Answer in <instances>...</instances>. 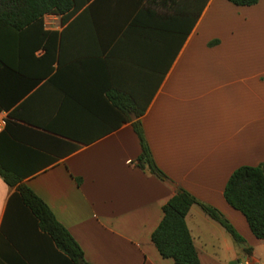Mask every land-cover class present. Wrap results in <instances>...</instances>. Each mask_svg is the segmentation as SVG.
Here are the masks:
<instances>
[{
  "label": "crops",
  "instance_id": "crops-1",
  "mask_svg": "<svg viewBox=\"0 0 264 264\" xmlns=\"http://www.w3.org/2000/svg\"><path fill=\"white\" fill-rule=\"evenodd\" d=\"M46 17L63 35L57 60L15 118L0 112L2 166L89 264H175L152 234L179 189L244 239L194 205L186 220L202 264H238L245 247L264 264V240L224 197L235 170L264 163V0H90L69 19ZM138 119L164 179L138 164ZM16 192L0 176V264H29L21 249L38 256Z\"/></svg>",
  "mask_w": 264,
  "mask_h": 264
},
{
  "label": "trees",
  "instance_id": "trees-1",
  "mask_svg": "<svg viewBox=\"0 0 264 264\" xmlns=\"http://www.w3.org/2000/svg\"><path fill=\"white\" fill-rule=\"evenodd\" d=\"M90 0H0V112L16 117L15 107L39 82L43 81L58 56V41L62 33L46 29L45 17L58 15L64 20L76 14ZM235 6L250 7L259 0H227ZM187 35V34H185ZM42 51L40 56H36ZM34 69V71H32ZM134 130L139 136L142 154L138 159L141 168L164 179L156 166L147 143L141 121ZM0 176L10 187H17L13 202L19 203V219L36 237L38 256L23 253L29 264H89L81 246L71 233L56 219L48 205L22 183V178L0 163ZM227 203L246 218L253 235L264 240V163L259 166H242L235 170L224 190ZM198 205L233 237L237 244L244 243L230 221L216 208L199 202L183 189L164 205L163 219L152 234V242L160 255L175 264H202L193 237L187 225V215ZM20 249V248H19ZM36 250V249H35ZM243 257L252 255V248L242 249ZM23 257V256H22ZM37 261V263H36ZM256 264V263H254Z\"/></svg>",
  "mask_w": 264,
  "mask_h": 264
},
{
  "label": "water",
  "instance_id": "water-1",
  "mask_svg": "<svg viewBox=\"0 0 264 264\" xmlns=\"http://www.w3.org/2000/svg\"><path fill=\"white\" fill-rule=\"evenodd\" d=\"M241 246H243V245H241ZM243 261L246 262L247 264H254L258 260L256 258H254L252 255H246L245 258H243Z\"/></svg>",
  "mask_w": 264,
  "mask_h": 264
},
{
  "label": "rangeland",
  "instance_id": "rangeland-1",
  "mask_svg": "<svg viewBox=\"0 0 264 264\" xmlns=\"http://www.w3.org/2000/svg\"><path fill=\"white\" fill-rule=\"evenodd\" d=\"M53 18H50V17H46L45 18V23H46V26H49L52 22H53ZM57 22H59V20H57ZM236 243V242H235ZM238 246L241 247V244H238Z\"/></svg>",
  "mask_w": 264,
  "mask_h": 264
},
{
  "label": "built area",
  "instance_id": "built-area-1",
  "mask_svg": "<svg viewBox=\"0 0 264 264\" xmlns=\"http://www.w3.org/2000/svg\"><path fill=\"white\" fill-rule=\"evenodd\" d=\"M5 124H6V119L4 118V119H2V122H1V125H0V132L2 131L1 127H2L3 125H5ZM239 264H247V263L244 262L243 260H241Z\"/></svg>",
  "mask_w": 264,
  "mask_h": 264
}]
</instances>
